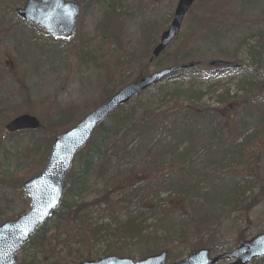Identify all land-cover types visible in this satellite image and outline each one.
Returning a JSON list of instances; mask_svg holds the SVG:
<instances>
[{
  "label": "rangeland",
  "instance_id": "obj_1",
  "mask_svg": "<svg viewBox=\"0 0 264 264\" xmlns=\"http://www.w3.org/2000/svg\"><path fill=\"white\" fill-rule=\"evenodd\" d=\"M65 1L80 4L77 31L72 41L52 44L46 34L16 17L15 10L21 7L24 0H0V225L27 212L28 199L21 191V184L44 168L53 139L43 128L33 135L27 132L7 134L5 126L17 115L30 114L38 119L41 127L49 125L58 134L80 121L104 98L105 92L117 91L133 82L139 71L150 74L174 66L175 62L184 60L182 63H189L200 57L206 61L223 60L246 67L251 73L252 82L264 83L260 77L264 72V0H197L185 15L177 38L152 62H149L150 55L161 34L167 30L178 0H117V3L116 0L115 3L109 0L107 3L113 4L115 11H119L123 22L119 29L115 24L106 22L111 12L102 5L101 0ZM103 34H107V44L103 43ZM117 44L122 47V53ZM102 45L103 48L106 46L104 51L99 49ZM112 48L116 52H113V59L109 60L108 49ZM189 49L191 54H188ZM186 53L191 57H186ZM259 53L263 54L260 56V70L255 65V57ZM122 56L124 61L131 62L123 70L116 66L118 72L113 78L96 86L97 82L106 77L103 68L106 70L116 59L123 62ZM197 71H181L179 75H174L178 76L176 80L182 78L187 83L192 80L190 84L194 85L193 90L200 96L199 102L194 105L202 108L215 105L218 108L216 96L220 91H227L231 97L240 95L242 86L239 73L215 71L206 66ZM254 87L258 89L261 84ZM256 97L261 99L258 107L261 111L253 110L250 120L256 116L264 123V90L257 93ZM140 98L142 103L152 101L150 103L156 110L176 109L174 104L166 105L169 98H163L161 94L152 91L144 93ZM69 111L70 115H76L65 128L50 124L58 119V115H67ZM235 121V131L247 129L249 135L258 130L256 124L245 118L237 117ZM262 139L264 142V134ZM196 154L200 158L203 153L200 149ZM253 155L258 157L253 170L254 177L257 176L264 183V146L255 148ZM231 163L234 162L223 161L220 168L215 167V172L222 169L220 172L223 175L232 174L233 171L229 169L235 165ZM237 165L241 169L238 171L240 177H247L250 169L242 162ZM107 178L106 181L90 182L88 194L82 199L87 214H90L96 227L103 230V234L92 241L88 251L83 253L90 260L107 255L132 261L142 260L148 257L146 248L139 241L117 240L114 231L125 223L127 214L131 216L132 212L135 215L139 206L151 200L150 194L145 192L127 199L126 193L112 190L117 184L114 179L118 175L112 174ZM226 191L222 188L219 193L225 197ZM169 193L160 192V197L153 198L152 203L160 205L161 210H167L165 199ZM256 200L247 209L234 211L219 196L215 198V210L213 206L204 204L203 199H197L192 206H186L183 210L185 212L173 214L167 220H161V217L156 220L153 212L146 214L142 220L147 219V225L150 229L156 228V231H162L173 224L175 232L181 230L186 234L178 237L176 243L175 240L171 243L160 238V245H167V263L179 262L189 251L200 249L208 250L210 259H215L235 250L239 243L264 233V199ZM209 211L213 217L206 221ZM74 235L70 236L77 241ZM64 237L62 235L60 238ZM70 246L78 249L77 244ZM35 253V249H27L26 256H23L21 251L17 256V264H27L28 257ZM41 259L42 255H39L35 262ZM75 261H69L68 264ZM216 264H229V261ZM251 264H264V259Z\"/></svg>",
  "mask_w": 264,
  "mask_h": 264
},
{
  "label": "trees",
  "instance_id": "obj_2",
  "mask_svg": "<svg viewBox=\"0 0 264 264\" xmlns=\"http://www.w3.org/2000/svg\"><path fill=\"white\" fill-rule=\"evenodd\" d=\"M101 1L111 12L108 14L111 16L106 17V22L115 24L118 29L122 27L119 11H115L113 4L107 3L109 0ZM202 25L204 26L203 23ZM102 37L103 43L107 44V34H103ZM116 46L122 53V47L118 44ZM105 47L103 48V45L99 47L100 51H104ZM108 50L110 53L107 59L112 60L116 49ZM189 51L188 54H191L190 49ZM187 56L191 57L186 53ZM260 56L263 54H256L255 57V65L259 70L262 65ZM124 57L122 56L123 62L116 59L106 70L103 68L106 77L97 82L96 86L109 82L118 72L117 67L123 70L124 66L131 62L124 61ZM183 61L175 62L174 65ZM209 62L202 60L201 57L194 58L192 63L195 64V68L185 73L199 72L198 69L209 67ZM235 72L240 75L239 82L242 86L240 95L231 97L227 91H220L216 96L218 108H215V105L212 108L194 105L195 102H199L200 96L193 90L194 85L190 84L192 80L187 83L182 78L176 80L178 76H173L163 80L158 85L160 88L156 86L146 92L152 91L161 94L163 98H169L166 105L174 104L176 109H153L150 103L152 101L146 100L145 103L140 101L142 100L140 97L146 93L144 92L111 115L97 130L89 144L77 155L74 164L76 167L67 177L65 195L60 208L22 249L23 256H26L27 249H35L42 255L38 263L35 260L39 255L37 253L31 255L27 264H68L73 260H76L73 263L76 264L90 260L83 252L88 251L92 241L99 238L103 230L96 227L90 214H87L82 206V199L88 194L90 182L106 181L112 174L118 175V178L114 179L117 184L112 190L126 193L127 199L145 192L150 194L151 200L139 206L135 210V215L132 212L131 216L127 214L125 223L114 231L117 240L139 241L148 251V256L167 251V245H160V238L171 243L175 240L176 243L178 237L186 235L181 230L175 232L173 224L162 231L150 229L147 219L142 220L148 213L153 212L156 220L160 217L161 220L162 218L167 220L172 217L171 215L183 211L187 205L192 206L197 199H203L204 204L213 206L215 210V198L219 196L221 201L230 205L234 211L247 209L257 202V198L264 199V183L257 176L254 177L253 171L258 162V157L254 156L253 152L255 148L264 146L262 139L264 123L256 116L253 117L254 120L253 118L250 120L253 110L261 111L258 108L261 99H258L256 94L264 90V83L252 82L251 73L246 67L239 66ZM143 76L145 72L141 70L135 79ZM260 77L264 80V75ZM258 84H261V87L257 89L254 86ZM113 93L115 91L105 92L104 98L96 104ZM70 111L67 115L65 113L58 115V119L50 124L65 128L76 115H70ZM237 117L256 124L258 130L249 135L247 129L235 131L233 125L236 124ZM42 128L50 136L56 135L49 125L40 126L38 130ZM35 132L27 131V134L33 135ZM200 149L203 154L199 158L196 152ZM227 160L234 162L231 164L235 166L229 169L233 171L232 174L223 175L220 172L222 169L215 172V167L220 168L222 162ZM240 162L250 169L249 175L245 178L240 177L241 173L238 172L241 170L237 165ZM122 167L127 169H119ZM248 185H251L250 188L244 189ZM257 185L259 187H255ZM222 188L227 190L226 198L219 193ZM255 189L257 192L254 193ZM163 191L170 192L165 199L167 210H161L160 205L152 203L153 198L160 197V192ZM209 214L205 218L206 221L213 217L210 211ZM72 234H75L77 241L71 238ZM62 235L65 237L60 238ZM70 244H77L78 249L71 248Z\"/></svg>",
  "mask_w": 264,
  "mask_h": 264
},
{
  "label": "water",
  "instance_id": "obj_3",
  "mask_svg": "<svg viewBox=\"0 0 264 264\" xmlns=\"http://www.w3.org/2000/svg\"><path fill=\"white\" fill-rule=\"evenodd\" d=\"M196 0H178L172 20L167 30L161 34L159 43L151 53L150 62L158 58L169 43L179 34L184 16ZM79 13L77 2L63 0H26L16 15L24 22L39 25L54 40H70L76 29ZM215 69H237L233 63L213 61ZM193 64H183L160 70L130 83L95 107L74 127L57 135L51 144L43 171L22 184L24 194L29 198V210L14 221L0 226V264H16V254L30 237L44 225L59 207L64 190V182L70 171L74 157L89 142L98 127L120 106L133 100L145 89L159 83L181 70H190ZM38 121L29 115L13 119L5 130L15 133L23 130H36ZM264 258V233L248 242H242L232 252L215 259H209L205 249L192 251L187 257L174 264H215L222 260H235L232 264H249L254 259ZM166 252L132 262L129 259L106 256L80 264H165Z\"/></svg>",
  "mask_w": 264,
  "mask_h": 264
}]
</instances>
